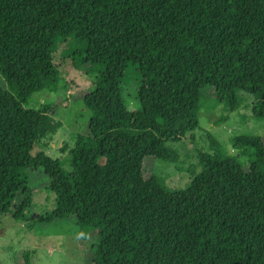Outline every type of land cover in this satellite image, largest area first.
<instances>
[{"label": "trees", "instance_id": "obj_1", "mask_svg": "<svg viewBox=\"0 0 264 264\" xmlns=\"http://www.w3.org/2000/svg\"><path fill=\"white\" fill-rule=\"evenodd\" d=\"M66 40L94 90L83 100L88 134L52 160L32 153L59 125L51 106L30 102L58 91L53 55ZM128 78L135 110L123 97ZM1 83L0 215H13L40 169L55 204L37 223L74 216L81 239L96 230L94 264H264L260 137L233 144L247 170L211 139L182 191L141 175L145 158L176 162L169 146L198 129L199 112H233L240 93L264 122V0H0Z\"/></svg>", "mask_w": 264, "mask_h": 264}, {"label": "rangeland", "instance_id": "obj_2", "mask_svg": "<svg viewBox=\"0 0 264 264\" xmlns=\"http://www.w3.org/2000/svg\"><path fill=\"white\" fill-rule=\"evenodd\" d=\"M71 40L59 43L53 55V63L61 71V85L57 92H42L33 96L30 107H52L51 117L59 128L55 135L46 139L33 150L43 152L56 160L72 149L77 135L88 134L90 114L83 100L94 90L88 76V66L75 68L69 57ZM4 87L3 83L0 84ZM123 97L129 109L139 107L136 102L132 79L122 83ZM213 96V90L207 93ZM242 105L230 112L221 107L201 110L198 114V129L186 135L184 140L169 147L175 151L174 163L151 157L145 158L141 168L142 178L155 179L170 192L187 189L191 180L202 171L201 154H212L210 140H216L226 156L238 158L245 170L249 162L233 149L235 139L243 136H258L264 144V122L252 116L253 99L240 93ZM49 178L42 170L29 172V194L19 196L14 203L13 215H0V264H23L27 256L29 264H94L95 249L99 245L96 230L86 233L81 239L76 218L70 216L51 223L41 222L54 209L55 198L49 192Z\"/></svg>", "mask_w": 264, "mask_h": 264}]
</instances>
